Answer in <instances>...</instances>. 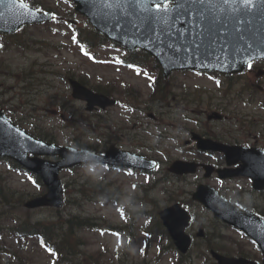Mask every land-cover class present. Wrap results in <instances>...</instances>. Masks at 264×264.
I'll list each match as a JSON object with an SVG mask.
<instances>
[{"label": "rangeland", "instance_id": "374dc122", "mask_svg": "<svg viewBox=\"0 0 264 264\" xmlns=\"http://www.w3.org/2000/svg\"><path fill=\"white\" fill-rule=\"evenodd\" d=\"M67 1L47 0V3L58 9L62 19L73 20L77 25H86L85 18L80 14H71L73 7ZM64 26L63 23L58 25L57 22L51 21L47 25L25 26L17 35L0 36V103L4 105L2 107L12 109V113L6 112L7 115L20 127L35 135H47L61 145L87 147L99 151H103L108 146L106 134L111 135L113 131L117 132V127L122 125L128 117H130L128 127L140 121L147 122L146 129L143 127L141 132L139 130L128 132L129 137L156 148L160 164L158 170L150 175L131 173L121 169H107L100 165L66 169L60 173L68 193L71 194L70 202L62 210L65 217L71 212L82 217H94L91 223H103L112 227L118 225L124 228L126 220L120 211L121 208H126L131 213H144L133 226L135 237L131 241H128V233L125 231L122 235L95 232L88 227H84L87 230L75 231L73 238L81 241V245L76 249L79 259L84 264L95 262L94 256L99 260V264L110 262L112 264H173L172 261L175 260L173 255H167L160 262L154 261L157 251L154 244L156 237L150 240L151 245L146 252L141 251L144 240L142 229L147 222V217L155 215L162 207L175 202L173 199H179L188 204L185 207L194 216L187 228L188 233L194 235L197 229L202 227L209 234L217 236L219 243L228 247L231 254L237 253V243H241L246 251L251 252L258 258L257 261L261 262L259 250L247 237L215 221L209 211L191 200V193L197 184H209L234 202L260 211L264 210V193L253 191L249 180L245 178L219 180L216 175L204 178L202 169L193 175L185 176L173 175L167 171V166L174 159L214 165L224 163V156L221 153H203L197 151L194 145L190 147V144H185V141L190 138L189 129L199 133L204 130L222 141L242 145H249L256 136L259 143L264 145V137H259L255 132L245 133L233 117L221 121H209L206 117L207 112L214 110L215 105L223 98L227 101L230 99L231 105L237 110L244 112L252 110L250 105L239 102V98L232 93L238 82L234 81L232 89L225 83L218 88L217 82L210 75L192 71L176 72L173 82L181 83L191 93V96L185 93L186 96L182 98L184 101H191L189 105L186 104L188 107L185 105L186 116L189 119L182 118L181 115L185 112L178 114L179 109L175 108L172 112L173 118L178 121L174 122L169 115L163 116L168 126L158 127L155 120H149L140 113L125 114L124 109L118 106L109 113L105 110L88 113L84 109V103L71 97V89L65 77L66 71L70 70L76 75L86 77L89 85L104 84L109 79L119 77L129 78L132 72L127 69L119 72L110 65L111 62L115 63L114 58L125 56V50L107 43L96 48L93 56L85 55L79 47L68 41L64 34L65 29L67 31L68 28ZM64 45H68L71 49H67ZM56 71L59 74H56ZM170 84L173 91L176 90L175 85ZM145 89L143 88V91ZM256 96L258 99L263 97L260 94ZM253 105L256 106L254 103ZM159 110L164 113L170 112L167 108ZM260 112L264 115V110ZM107 118L111 120V123L112 120L114 122L111 127L107 126L108 122L105 121ZM261 121L264 122V117L259 120ZM180 124L186 125L187 130L179 131ZM258 130L264 134V123ZM162 133L164 134L161 135ZM117 135L121 137L120 133ZM172 136H177V140ZM122 139L121 137V142H124ZM133 144L132 142L124 144L123 147L145 153L139 146ZM0 184L1 191L6 194L4 199L0 196V216H3L5 230L0 233V250L16 252L18 249H23L19 252L22 262L14 256L8 258L7 254H3L2 259H10L16 264H50L47 250L37 246V242L28 239L26 242L28 250H25L21 247V243L24 242L20 239L15 241L17 237L6 231L9 227H15L16 230L19 227L16 226L11 215L21 220L30 217L32 221L48 224L58 217L56 209L30 210L17 205L15 199L20 192L29 198L40 191L27 173L10 169L6 161H0ZM78 190L82 192L76 194ZM21 231L25 232V230ZM195 240L200 239L195 238ZM129 242L131 244L126 246ZM196 253L198 250L194 247L185 264H211L210 261L204 262L202 258H198ZM79 259L76 261L81 263Z\"/></svg>", "mask_w": 264, "mask_h": 264}, {"label": "water", "instance_id": "95a60500", "mask_svg": "<svg viewBox=\"0 0 264 264\" xmlns=\"http://www.w3.org/2000/svg\"><path fill=\"white\" fill-rule=\"evenodd\" d=\"M76 5L75 9L86 15L96 30L106 35L109 39L118 42L130 50L141 48L153 55L160 64L163 74L168 75L172 70L180 69H202V70H220L227 73L243 71L249 60L248 56L236 55L229 57L227 50L224 53L217 52L220 59L217 61L215 57L209 60H204L202 66L199 61V56L191 57L190 55L183 61L175 59L170 49L163 45H154L146 40L137 38L134 34L125 36L120 27L115 25V21L107 19L103 12H98L96 16L88 13L85 7V0H73ZM19 0L16 4H11L10 0H4L0 3V31L13 32L19 26L26 22L41 21L49 18L48 13H39L35 9L29 7L27 10L19 8ZM183 27V25H181ZM191 50H189L190 52ZM261 58V54H257L254 59ZM73 88V96L87 101V109L91 110L95 105L106 107L113 101H110L106 96L96 94L80 84L77 81L70 80ZM7 120L9 123H3ZM20 132L25 135L21 137ZM198 147L202 149H218L226 153L227 163L229 165L236 164L242 161L240 168L233 172L228 170H218L221 177L232 175H248L254 178V187L264 189V168L259 166V161L264 160V153L258 154L256 150H247L238 147H227L222 144H217L211 140H201L198 137ZM28 152L34 156H29ZM0 155L9 156L17 162L27 167L31 171L37 173L47 186V193L41 197L34 198L26 203L29 208L38 206H54L62 205L61 181L58 178V173L61 169L73 166L78 163L87 162H107L115 165L128 166H145L142 162L143 158L131 154L129 152L107 150L103 155L86 150L74 149L70 147L58 146L54 143H46L43 140L34 138L24 130L14 125L0 109ZM37 155H58L61 157L58 161L47 160L37 157ZM142 161V162H141ZM255 162V163H254ZM194 162L175 161L170 167V171L175 173L194 172L196 169ZM153 168V167H152ZM208 172L212 170L210 167ZM208 175V174H206ZM195 199L204 203L208 208L213 210L215 217L233 224L248 235L253 237L260 245L264 254V222L251 214L248 211H242L233 204L224 201L217 193L208 186L199 185L197 192L193 194ZM164 224L168 227L169 232L174 238L175 243L182 251H186L189 245V237L184 233V227L187 225L190 216L185 210L180 208L179 204H175L164 209L160 213ZM219 264H243L247 261L242 258H226L213 253ZM264 262V259H263Z\"/></svg>", "mask_w": 264, "mask_h": 264}, {"label": "snow or ice", "instance_id": "6c2138e0", "mask_svg": "<svg viewBox=\"0 0 264 264\" xmlns=\"http://www.w3.org/2000/svg\"><path fill=\"white\" fill-rule=\"evenodd\" d=\"M10 3L14 5L17 0ZM18 6L21 10L30 7L24 0ZM85 7L94 16L102 11L125 36L134 34L154 45H163L181 61L189 55L199 56L203 66L204 60L211 62L213 57L218 61L217 52L225 50L229 57L248 56V67L258 53L264 58V0H85ZM114 59L124 63L119 57ZM258 163L264 168V160Z\"/></svg>", "mask_w": 264, "mask_h": 264}, {"label": "trees", "instance_id": "16d2710c", "mask_svg": "<svg viewBox=\"0 0 264 264\" xmlns=\"http://www.w3.org/2000/svg\"><path fill=\"white\" fill-rule=\"evenodd\" d=\"M41 7H44L43 3H38ZM87 27V28H86ZM82 28H74V36L76 37L75 42L81 45L83 48L93 49L102 45L106 39L100 34L93 31L88 26ZM144 56H147L144 54ZM36 182L39 183V180L36 179ZM0 195L4 194L1 191ZM5 198L4 196H2ZM23 200L18 199V204H21ZM7 203V202H6ZM1 215V214H0ZM68 217V218H67ZM65 217L63 214L59 213L58 217L49 222L48 224L37 222L30 227H25L26 222H23L22 225H19V228L27 230V234L31 237L39 238V242L42 246L48 247L51 249L50 256L55 264H76L75 262V251L73 247L75 246L76 240L73 239V233L81 225H86L87 220L80 219V217L68 214ZM3 217L0 216V232L4 230L2 227ZM29 224V223H28ZM18 228V229H19ZM20 231V230H18ZM71 247V248H68ZM16 252L15 254L18 256ZM0 264H14L13 262L1 261Z\"/></svg>", "mask_w": 264, "mask_h": 264}, {"label": "flooded vegetation", "instance_id": "af4514ba", "mask_svg": "<svg viewBox=\"0 0 264 264\" xmlns=\"http://www.w3.org/2000/svg\"><path fill=\"white\" fill-rule=\"evenodd\" d=\"M153 85H155L158 89H166V91L169 94H173L172 89H169L172 87V85L169 83V81H162L160 78L155 77L153 80ZM251 85L258 87V89L261 90L260 86L258 83L251 82ZM260 103H264V100H260Z\"/></svg>", "mask_w": 264, "mask_h": 264}]
</instances>
